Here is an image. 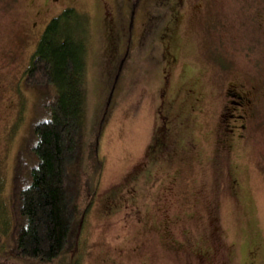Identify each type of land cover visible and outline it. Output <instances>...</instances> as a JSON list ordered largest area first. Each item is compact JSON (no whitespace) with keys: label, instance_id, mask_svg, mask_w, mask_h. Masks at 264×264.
<instances>
[{"label":"rangeland","instance_id":"374dc122","mask_svg":"<svg viewBox=\"0 0 264 264\" xmlns=\"http://www.w3.org/2000/svg\"><path fill=\"white\" fill-rule=\"evenodd\" d=\"M175 3L0 0V264H35L8 254L42 96L22 75L66 8L91 26L80 215L55 264H264V0ZM227 88L249 99L244 120L224 121Z\"/></svg>","mask_w":264,"mask_h":264},{"label":"trees","instance_id":"16d2710c","mask_svg":"<svg viewBox=\"0 0 264 264\" xmlns=\"http://www.w3.org/2000/svg\"><path fill=\"white\" fill-rule=\"evenodd\" d=\"M90 26L86 14L64 9L45 27L22 75V87L42 96L12 169L8 254L20 261L55 264L72 248L85 155Z\"/></svg>","mask_w":264,"mask_h":264},{"label":"flooded vegetation","instance_id":"af4514ba","mask_svg":"<svg viewBox=\"0 0 264 264\" xmlns=\"http://www.w3.org/2000/svg\"><path fill=\"white\" fill-rule=\"evenodd\" d=\"M182 4V0H176L175 5H181ZM176 13L172 14V16L170 17V19L172 21H174ZM166 25V24H165ZM163 25V27L160 30V38L161 40L163 39V41L161 42L164 45V55H163V64L167 65L168 64V58H169V50H166V44L164 42V38H168V42L170 39V34L168 35V30L170 31V28L168 26ZM164 37V38H163ZM225 97H227V105L230 106L229 108H231L230 112H227L226 114H222V117L224 118V121H228V120H244V115H234L232 114L234 111L239 110L242 112H245L244 108L245 106L249 107V99L244 95H240L239 93L233 92L230 89L227 88L226 92H225ZM227 111V110H226ZM227 123V122H226ZM228 132H230L231 130L227 129Z\"/></svg>","mask_w":264,"mask_h":264}]
</instances>
